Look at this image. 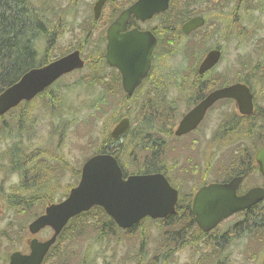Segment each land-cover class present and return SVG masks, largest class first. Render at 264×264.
Wrapping results in <instances>:
<instances>
[{
    "label": "rangeland",
    "instance_id": "374dc122",
    "mask_svg": "<svg viewBox=\"0 0 264 264\" xmlns=\"http://www.w3.org/2000/svg\"><path fill=\"white\" fill-rule=\"evenodd\" d=\"M48 1L55 7V12L51 17L56 21L58 17H61L63 22H67L68 28L57 41L55 53L79 48L86 39V30L92 27V37L87 38L89 45L84 50V56L87 59L92 54L97 55L95 44L97 40H99L97 43L102 40L98 38L102 32V26L104 27V22L99 21L95 24L92 22L91 16L96 0ZM186 1L189 3L190 10H193L192 13L205 12L210 24L202 27L194 35L185 36L182 39L189 47L187 53L183 49L181 52L163 57L168 53L169 47L163 44L160 45L158 50L159 60L157 61V83L159 86L157 91H163L164 93L157 97V104L161 105V111L157 112L154 119L158 122L165 120L167 117H164L163 114L167 116L174 101L179 102L181 112L189 107V103L192 101L191 89L188 88L187 91H183V89L191 79H195L193 68L197 66V63L196 56L192 53L195 51L200 52L205 48V54L208 49L218 45L223 49V57L216 67L215 76H218L217 78H223L222 76H224L227 81L231 82L235 80L248 81L257 90L259 108H264L263 10L253 11L247 16L245 35L240 36L239 30L233 22V15L227 14L228 9L232 7L231 3H226L224 6L213 4L207 6L206 3L202 2L192 5L189 0ZM108 12L109 8L107 7L104 11L105 15ZM241 20L238 21L239 24H241ZM102 50L105 52V41L102 44ZM91 59L97 60L95 58L87 59V64ZM87 64L84 69L66 75L59 80L57 85L53 86L54 91L63 98L65 97L64 107L61 111L52 113V109L47 105L45 106L40 97L30 101L28 105L22 103V106L16 107L15 114L4 116V120L12 125L14 129L13 134L10 135L9 133L8 136L1 131L4 120L0 119V264H6L7 258L15 250L27 252L29 250L27 239L31 236L28 231L24 239L22 237L17 238L21 225L28 226L30 219L19 214L18 209L8 204L7 194L16 189L19 176L8 172V160L5 156L6 148L11 143L21 140L27 151L35 149L40 152L46 148L50 163H53L56 169H60L61 165L64 166L59 161L66 162V167L62 168L56 176L58 187L55 191V201L58 202L76 184L78 178L75 173L82 168L84 162L90 156L97 153V147L103 139V132L111 131L115 125L109 118L112 109L106 113H99L98 108L94 110L92 104H98L100 99H105V102H103L105 103L104 107L109 102H122L124 103L122 111L125 114L132 113L134 117L138 118L141 103L152 100L150 96L145 94L143 97L136 98V101H127L123 89L109 92L108 84L111 85L113 80H117L118 72L107 67L106 61L104 66L100 65L98 68V75H101L102 78L105 76V82L102 79L95 88L86 84H76L82 78V75L83 77H89L93 72V68ZM149 86L150 83H147L145 88L139 92V95L146 93ZM181 86L183 87L180 88ZM167 91L170 92V95ZM162 96L164 99L161 98ZM23 108L27 111L29 118L23 124L28 127L32 126L28 132H19L18 130L17 116L20 115ZM232 110L233 106L231 104L221 102L210 112L199 129L200 131L192 134L191 137L186 139L187 141L172 142L169 139L163 155V163L169 174L171 170V175L178 174L189 177L173 178L181 184L179 186L175 182L176 185L182 188L183 193L190 194L195 185L199 184V178L193 179L198 173H191L190 171L194 166L199 171V175L204 174L210 166L212 168V172H209L210 178L220 176L216 175V172H221V169L217 168L224 165L228 155L235 150L233 144L237 137L235 135H225V139H221V132L223 131L217 129V126L234 114ZM142 112L143 114L148 113L146 106ZM95 113L102 114V118L100 120L95 119L93 117ZM193 139H198L196 141L198 143L190 147ZM246 146L247 148L249 146L253 148V141H247ZM144 155L142 153L143 159ZM13 177H16V179L14 180ZM249 178L251 179L248 185L255 183L254 186H261L264 183V178L259 174L253 173ZM204 179L206 180V178ZM215 180L213 179V181ZM170 182L175 185L172 179ZM184 184H186L185 187H183ZM42 203L34 208L35 212L39 213L48 204L46 202L45 204ZM153 220L149 217L144 219V222L133 230L132 234L118 230L115 234H109L102 240H98L97 234L90 232L88 226L89 233L81 236L83 239L76 242L75 251L71 250L66 257L72 264H78L85 255L88 256L92 264H151L160 250V236L163 233L160 222ZM232 222L233 219L227 221L220 229L227 228ZM52 233L53 231L50 228H46L35 237L46 239ZM8 235L13 237L12 240L8 238ZM193 235L197 236L195 232L191 231L187 236L193 239ZM209 239L204 236V241L188 244L182 250L175 251L172 257H168L166 264H218V262L222 264H264L263 243L248 237H241L218 248L215 246L209 247V244L212 243H208ZM218 253L222 255H218ZM225 255L227 257L224 258ZM219 256H222L220 260H218ZM160 258L158 257V261Z\"/></svg>",
    "mask_w": 264,
    "mask_h": 264
},
{
    "label": "trees",
    "instance_id": "16d2710c",
    "mask_svg": "<svg viewBox=\"0 0 264 264\" xmlns=\"http://www.w3.org/2000/svg\"><path fill=\"white\" fill-rule=\"evenodd\" d=\"M132 2H134V0H129L128 2L127 0H116L110 2L108 5L109 12L106 13V15L104 13L99 20L91 18L93 24L99 21L104 22V27L102 26V32L98 38L102 40L100 43H97L99 40L96 41L97 55L92 54V56L87 58L97 59H91L87 64L89 67L93 68V72L90 75L91 78L90 76L83 77L82 75L83 79L80 78L77 83L75 82L76 84H86L95 88L102 79L103 82H105V76L102 78L101 75H98L99 66H104L106 61L104 51H101L102 44L105 41V28ZM182 2L183 4L181 5ZM54 12L55 7H53L48 0H0V93L17 82L30 69L44 66L72 50L62 51L58 54L55 53L57 41L68 28L67 22H63L61 17H58L57 21L51 17ZM194 15H196V13H191L189 3L186 0H172L169 9L160 14L161 20H164L162 23V33L159 34L160 44L169 47L168 53L163 55V57L175 54V52H181L183 49L186 50L185 53L188 52L189 47L182 39L185 38V36H189L183 33L182 24ZM199 30H201V28L196 32ZM92 33V27L86 30V39H84V42L79 46L82 51L89 45L87 38L92 37ZM204 51L205 48L200 52L195 51L192 53V55L196 56L197 64L205 56L206 53L204 54ZM215 77L217 78L218 76ZM222 77L224 78V76ZM152 80H154V78ZM58 83L59 82H57V84ZM145 86L146 84L139 87L132 96L125 93L127 101H136V98L143 97L145 94L153 95L148 91L139 95V92L142 91ZM157 88H159L158 83ZM117 89H123L120 72H118L117 80H113L111 85L108 84L109 92ZM163 93V91H157V97L161 96ZM38 97L42 98L45 106L47 105L52 109V113L59 112L64 107L65 97L63 98V96L54 91L53 86L47 88L39 94ZM161 98L164 99L163 96ZM103 102H105V99H100L98 104H92L94 105V110L98 108L99 113H106L112 109L109 118L115 124L124 116H130L132 123L131 128L126 133L115 139L111 137L109 130L104 131L103 139L97 147V153H110L117 157L126 175L149 174L157 171L169 175L164 169L163 155L167 148V137L172 136V130L168 125L171 123L170 121L173 120L170 111L167 113V116L163 114L164 117H167L165 120L158 122L154 118L157 112L161 111V105H158L156 100H151L149 102L143 101L139 109L138 118L134 117L132 113L125 114L122 111L124 105L122 102H109L105 107V103ZM28 104L29 102L26 103V105ZM145 106L148 110L147 114H143L142 112ZM15 109L16 108L12 109L8 114H15ZM99 113L93 115L97 120L102 118V114ZM258 114L264 117V109L263 111L259 110ZM4 118L5 117H2L0 119L4 120ZM17 120L19 132H28L32 128V126L28 127L23 124L25 120H29L25 108H23L20 115L17 116ZM262 124L263 125H259L258 132L255 136L251 133L247 134V137L250 140L252 139L254 146L252 149H248V156L242 155L240 157L241 162L247 163L246 168H244V166H239L242 168L241 172L246 174L243 182L244 185L246 184V187L254 186L255 184L248 185L251 174L256 173L260 175L259 166L255 164V155L257 150L264 145V130L261 129L264 123ZM155 129H157V131H155ZM1 131L8 136L9 133L10 135L13 134L14 129L12 125H9L7 121L4 120L2 122ZM47 152L48 150L46 148L40 152L35 149L27 151L21 140L11 143L5 150V156L8 160V172L18 174L19 176V183L16 184V189L7 194L8 204L18 209L17 211L19 214L26 216L27 219H30L29 221H32L34 218L44 213L46 207L39 213L35 212L34 208L40 203L43 202L42 204H45V202L50 203L55 201V191L58 187V179L56 176L62 168L66 167L65 161H59V163L64 164V166L61 165L60 169H56L55 165L50 163L51 161L47 156ZM142 153L145 154L144 159ZM42 166H44V168ZM75 175L78 178V182L81 176V169H79ZM225 179L228 180L230 178ZM262 185L264 186V183ZM193 197L194 194H186L181 191L176 213L170 215L166 219L157 220V222L161 224L160 228L163 230V233H161L160 236V250L151 264H166L168 257H172L175 251L182 250L188 244L200 243V241L203 240L205 236L204 232L199 229L192 215ZM62 199H60V201ZM262 208L264 209V200L252 208L256 210H249L246 212L251 218L249 221L251 224L250 232H260L262 231L261 229H264V210L257 211ZM239 216L240 213L235 215L236 218ZM252 216H254V218H252ZM143 222L144 220H142L141 224ZM243 224H248V220H245ZM88 226L90 232L92 231L97 234L98 240L104 239L109 234H115L118 230L127 231L132 234V231L129 229L124 230L119 228L102 207L95 206L91 210L83 212L69 221L60 233L57 242L48 252L43 264H72L70 260L67 259L66 255H69L71 250L75 251V244L83 239L81 238L83 234L89 233L87 230ZM191 231L195 232L197 235H193V239L187 236ZM26 233H28V226L21 225L17 238L20 239L22 237L24 239ZM8 238L12 240L13 237L8 235ZM158 257H161L159 261ZM78 264L92 263L88 256L85 255ZM219 264L222 263L219 262Z\"/></svg>",
    "mask_w": 264,
    "mask_h": 264
},
{
    "label": "water",
    "instance_id": "95a60500",
    "mask_svg": "<svg viewBox=\"0 0 264 264\" xmlns=\"http://www.w3.org/2000/svg\"><path fill=\"white\" fill-rule=\"evenodd\" d=\"M94 4L95 18L101 16L105 3ZM171 0H136L124 9L108 29L105 58L109 65L122 74L123 88L129 96L147 77L152 64L156 37L151 31L137 28L127 30L132 16L145 21L169 9ZM205 24L203 16H195L184 22L182 31L191 34ZM219 48L207 52L199 66L203 74L221 59ZM86 62L76 49L52 62L27 71L17 82L0 93V117L24 101H31L62 76L84 68ZM234 98L244 114L254 109L253 94L244 83H236L211 92L201 103L190 110L180 121L177 135L195 129L204 119L208 109L218 100ZM131 126V118L123 117L111 130V137L118 138ZM259 170L264 176V145L256 153ZM237 176L227 182H215L200 188L192 201V215L199 229L210 232L232 216L249 209L264 200V186H254L239 194L243 181ZM180 191L162 172L125 175L117 157L110 153H98L84 163L79 183L68 196L59 202L49 203L45 212L32 220L28 229L35 236L46 228L53 234L45 240L28 239L29 252L16 250L8 264H42L50 248L69 221L95 206L102 207L122 229H131L143 219H165L176 213Z\"/></svg>",
    "mask_w": 264,
    "mask_h": 264
},
{
    "label": "flooded vegetation",
    "instance_id": "af4514ba",
    "mask_svg": "<svg viewBox=\"0 0 264 264\" xmlns=\"http://www.w3.org/2000/svg\"><path fill=\"white\" fill-rule=\"evenodd\" d=\"M113 1H115V0H113ZM189 2L192 5H197L198 2H202V3H206L207 6H209L210 4L224 6L226 3H231L232 7L228 9L227 14H229L230 16L233 15L232 19H234L233 22L237 26L240 36L245 35L246 28H247V26H246L247 16L253 11H262L263 10V12H264V0H189ZM131 4H129L127 7H129ZM192 11L193 10H191V13H192ZM120 13L105 28V32H104V34H105L104 56H105V53L107 51L108 29H109L110 25L120 15ZM195 16H203L205 18V25H209V22H208L209 19L207 18L205 12L196 13V15H194L192 17H195ZM239 20H241V24H239V22H238ZM163 21L164 20H161L160 14H156L151 19L145 20V21L138 20L134 16H132L129 23H128V28H127V30L137 28L140 31H151L154 34V36L156 37L157 42H156V45H155L153 53H152L151 68L149 69L147 77L143 79L142 83L135 90V92H136L139 87L144 86L147 83H150V87H148L146 89V91L153 94V95H148V96H150L152 100H156V101H157V61L159 60L158 50H159V47L161 45L159 34L162 33ZM205 25L203 27H205ZM198 29H200V28H197L195 31H193L191 34H189L187 36L192 35ZM215 48H219L222 51V56H221V59H222L223 49L221 48L220 45L215 46L213 48H210L209 50L215 49ZM207 52H206V54H207ZM206 54H205V56H206ZM203 58H202V60H203ZM202 60L197 64V66L195 68H193V74H195V79L194 80L191 79L190 82L187 83L183 89V91H187L188 88L191 89L192 101L189 103V107L186 110H184L183 112H181L180 108H179V102L174 101L172 104V107L169 110L170 115L173 118V120L170 121L171 123L168 124L169 128L172 130V136L167 137V141L169 142V139L172 142H185V141H187L186 139L191 137L192 134L200 131L199 129L204 124L206 118H208V115L210 114V112H212V110H214V108H216L218 105H220L221 102H228L229 104H231L233 106L232 111L234 112V114L230 117H227L224 121H222L217 126V129H221V131H223V132H221V139H225V135H228V136L229 135H235L237 137V139L235 140V142L233 144V146L235 147V150L232 151L228 155L226 162H224V165H222L220 168L219 167L217 168V169H221V172L220 173L216 172V175H220V176H216L215 178H210V176H209V172L210 173L212 172V168L210 166H209L208 170H206L205 173L202 174L204 176L199 175V171L194 166V168L191 169L190 171H191V173H193V172L198 173L197 175H195L193 177V179L199 178V184L195 185L193 190H191L190 194L192 193L195 196L196 192L200 188H202L203 186H206V185H209V184L215 183V182H227L230 179L237 177V176H242L244 178L241 185H240V188H239V194H244L246 191H248L252 187L246 188L244 183H243L245 180L246 174L241 172L242 168L239 166H244V168H246L247 163L246 162L243 163V161L241 162L240 157L242 155L248 156L249 150L252 149L251 146H249L248 148L246 146L247 141H252V139L250 140L247 137V134L251 133V134H254V136H255L258 132L259 125H263L262 122H264V117L259 115L258 111L259 110L263 111L264 108H261V109L259 108L257 90L248 81H246V80H235V81L231 82V81H227L224 78H216L215 77V73H216L215 70H216V67L218 66V64L213 69H211V70H209L203 74H200L198 69H199V66H200V63L202 62ZM107 67H109L112 70L114 69L117 72H120V70L118 68H116L115 66L109 65L108 62H107ZM120 74H121V72H120ZM153 78H154V80H152ZM236 83H244L245 85H247L249 87L251 93L253 94L254 109H253V112L251 114L242 113L236 99H234V98H223V99L216 101L208 109L204 119L201 121V123L195 129H193L192 131H190L186 134L180 135V136L176 134V131L180 125V121L183 119V117L190 110H192L196 105L201 103L211 92H213L217 89L226 87V86L234 85ZM121 84L123 86L122 74H121ZM182 87L183 86H181L180 88H182ZM125 93L127 94L126 91H125ZM168 94L170 95V92H168ZM261 129L264 130V126H262ZM155 131H157V129H155ZM197 140L198 139H193L192 143H190V147H193L195 144H197L198 143V142H196ZM255 164H258L256 161V155H255ZM163 165H164V163H163ZM164 169L166 170L165 165H164ZM229 170H232V171L228 172ZM157 172H159V171H157ZM251 172H252V170H251ZM259 172H260V170H259ZM260 175L264 178V176L261 174V172H260ZM165 176L169 179L171 178L174 181V183L176 182L179 186H181V184H179L173 178H189L185 175H178V174L171 175V170H170V174L169 175L165 174ZM219 177H221V178H219ZM204 178H206V180ZM225 178H230V179L226 180ZM213 179H216V180L213 181ZM176 183L173 186L175 188H177L179 191L182 190V188H180L178 185H176ZM185 186H186V184H184L183 187H185ZM195 188H196V190H195ZM255 206H253L249 209H246L245 211L240 212V216L238 218H236L234 215L230 219L222 222L218 227H216L212 231L204 232V235L207 236L208 238H210L208 240V243H210V242L214 243V244H209V247L215 246V247L221 248L222 246H225L224 244H230L234 239H239L241 237H248V238L253 239L259 243L264 244V229H262V231H260L259 233L258 232H250L251 224L249 223V221L251 220V218L248 216V214L246 212L249 210H256V209H252ZM263 210L264 209L262 208V209H259L257 211H263ZM257 211H255V212H257ZM252 218H254V216H252ZM231 219H233V222L231 223V225H228V227L225 229H223V228L220 229L227 221H229ZM245 220H248V224H243V222ZM140 224L141 223H139L137 226L133 227L131 229V231L138 228V226ZM201 241H204V240H201ZM208 243L206 244V246L208 245ZM218 255H222V254L218 253ZM225 257H227V255H225L224 258ZM220 258H222V256H219L218 260H220ZM218 264H219V262H218Z\"/></svg>",
    "mask_w": 264,
    "mask_h": 264
},
{
    "label": "bare ground",
    "instance_id": "6f19581e",
    "mask_svg": "<svg viewBox=\"0 0 264 264\" xmlns=\"http://www.w3.org/2000/svg\"><path fill=\"white\" fill-rule=\"evenodd\" d=\"M197 84V83H196ZM39 162V161H38ZM40 163V162H39ZM30 164V163H29ZM40 166V165H39ZM44 168V166H42ZM46 167V166H45ZM40 169V168H39ZM36 170V169H35ZM37 171V170H36ZM35 176V175H34ZM32 179V178H31ZM26 187V186H25ZM23 194V193H22ZM25 195V194H24ZM28 198V197H27ZM260 228V227H259ZM262 230V229H261ZM259 233V232H258ZM261 234V233H260ZM258 236V235H257ZM262 236V235H261ZM259 238V237H258Z\"/></svg>",
    "mask_w": 264,
    "mask_h": 264
},
{
    "label": "clouds",
    "instance_id": "9594fccd",
    "mask_svg": "<svg viewBox=\"0 0 264 264\" xmlns=\"http://www.w3.org/2000/svg\"><path fill=\"white\" fill-rule=\"evenodd\" d=\"M13 179L15 180V179H16V177H13Z\"/></svg>",
    "mask_w": 264,
    "mask_h": 264
}]
</instances>
